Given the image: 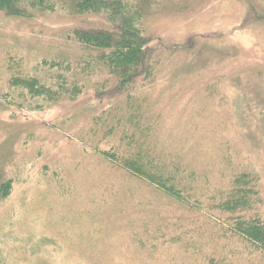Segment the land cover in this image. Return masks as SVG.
<instances>
[{
    "label": "rangeland",
    "instance_id": "374dc122",
    "mask_svg": "<svg viewBox=\"0 0 264 264\" xmlns=\"http://www.w3.org/2000/svg\"><path fill=\"white\" fill-rule=\"evenodd\" d=\"M145 12L143 37L158 65L136 92L148 120L133 150L122 129L106 138L105 127L92 130L94 114L109 108L94 94L117 80L99 67L80 76L87 89L74 103L27 109L7 84L9 54L31 76L41 60L74 61L80 44L68 33L100 21L67 10L34 11L31 21L0 16V172L13 180L0 199V264H264V247L233 226L240 216L264 223V0H148ZM42 71L35 75L51 76L48 85L63 74ZM116 147L126 158L144 152L185 197L206 191L203 203L235 235L198 224L191 203L113 167L106 154ZM244 177L245 208L232 202ZM218 203L237 213L221 214Z\"/></svg>",
    "mask_w": 264,
    "mask_h": 264
},
{
    "label": "trees",
    "instance_id": "16d2710c",
    "mask_svg": "<svg viewBox=\"0 0 264 264\" xmlns=\"http://www.w3.org/2000/svg\"><path fill=\"white\" fill-rule=\"evenodd\" d=\"M147 4L148 0H0V16L13 20L31 21L34 19V11L54 13L67 10L72 12L73 17L85 20L95 18V21H100L87 24V28L74 29L68 33L67 40H76L80 44L81 55L79 58L74 61L66 59L68 57L48 59L41 60L37 64L39 66L35 74H42V68L46 67L50 72L57 71L65 75V78L63 74L54 78L56 85L47 84V81L52 79L51 76L41 78L35 74L31 76L24 71H18L21 68V59L17 60L14 54H9L6 57L7 70L12 73V76L7 82L8 86L14 91L20 90V92L17 90L16 92L22 93L19 98H23L27 109L32 106L41 108L45 104L58 102L63 97H68L69 102L74 103L77 97L83 95L87 89L85 84L80 81V76L82 74L90 76L92 71L88 72V70L99 67L102 73L117 80L113 84L110 80H106L102 86L97 88L94 101L106 103L109 108L105 110L102 107L99 113L94 114L91 118L92 130L95 131L97 127H105L107 131L104 138H106L122 129V145L127 144V148L129 146L133 150L138 144L136 136L144 130L148 120L145 117V111L139 107L136 92L151 83V75L158 65V61L153 60L155 49H147L148 42L143 37L142 20ZM83 64H86L84 68ZM12 96L9 97L7 91L2 95L3 99L15 102L17 94H12ZM113 98L117 99L112 101L122 100L117 105L120 106V109L114 110L111 107ZM121 147H116L110 151L111 153L106 154L108 159L113 161L110 162L113 167L123 170L149 185H155L175 201L176 198L181 199V202L177 201L179 204L189 205L191 203L192 207L188 210L201 216L196 221L198 224H201L200 221H203L202 223L208 221L215 229L222 230L223 234L226 232L231 236L235 235L234 232H228L229 221L222 215H217L209 210L203 203L202 194L206 191L193 197H185L184 193L173 185L175 183H171L176 178L175 176L167 177L161 173H153L147 162L144 161L146 158L144 152L136 150L133 158H126L125 155H121ZM245 180L246 177L235 180L233 188H236L232 195L233 204L244 200L240 201L243 205L246 203L243 208L250 204V202L247 203L246 198H242L240 195L242 191L238 187L243 185L246 188ZM203 182L206 186L208 185L207 177L203 179ZM12 184L13 180L6 177V172L2 168L0 199L3 200L10 195ZM215 197V195H207L206 199L212 201ZM190 199L193 202H190ZM215 209L221 214L234 215L237 213L233 206L227 209L225 204L221 205L220 203L215 206ZM247 211L252 210L246 209L241 213ZM259 220L258 218L240 216L233 226L238 235L246 236L264 247V223Z\"/></svg>",
    "mask_w": 264,
    "mask_h": 264
}]
</instances>
